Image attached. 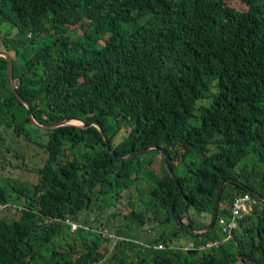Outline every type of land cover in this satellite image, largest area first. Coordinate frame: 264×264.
<instances>
[{
	"label": "trees",
	"instance_id": "obj_1",
	"mask_svg": "<svg viewBox=\"0 0 264 264\" xmlns=\"http://www.w3.org/2000/svg\"><path fill=\"white\" fill-rule=\"evenodd\" d=\"M229 1L0 0V24L13 26L2 41L13 84L33 106L12 92L0 57V158L4 130L48 153L36 182L0 180V264H127L138 243L103 239L92 231L98 221L118 236L172 222L170 241L194 244L173 250L164 234L156 242L165 248L149 250L154 264H264V201L253 194L264 196V173L237 171L249 156L264 162V0H234L243 12ZM86 24L95 31L71 37ZM32 112L45 125L100 122L116 155L97 126L43 129ZM229 178L240 183L226 186L215 230L196 233L190 211L213 217ZM247 194L258 204L235 240L201 250L223 239L220 220ZM12 202L22 204L17 219L1 215Z\"/></svg>",
	"mask_w": 264,
	"mask_h": 264
},
{
	"label": "rangeland",
	"instance_id": "obj_2",
	"mask_svg": "<svg viewBox=\"0 0 264 264\" xmlns=\"http://www.w3.org/2000/svg\"><path fill=\"white\" fill-rule=\"evenodd\" d=\"M228 5L232 8H235L239 11H248V7L241 3L240 1H229ZM84 31L86 32H94L95 28L89 26L86 24L84 28L79 27L77 30L72 31L71 37L72 38H80L84 35ZM13 32V26L7 23L0 24V51H5L4 46L2 45L3 37L6 36L9 33ZM39 44V41L37 42ZM76 124H82V122L78 121H72ZM35 130V129H34ZM8 141L4 143L5 146V157L0 158V160H4L8 164V167L5 169L3 168V165L0 164V180L4 181V179H22L27 182H36L38 180V173L36 172V169L44 164V162L48 159V153L44 147L41 145L31 142L27 139L22 137H17L14 135L13 131L11 130H4L2 133ZM21 153V155H25V158L23 156H17V153ZM153 153H150L148 155H152ZM155 154V153H154ZM23 165L25 168H17V166ZM245 165L248 166L247 173L252 172L253 169H256V172L259 173L258 177L260 179L261 174L264 173V162L259 160V158L255 155L249 156L242 162L239 167L237 168L238 172H241ZM15 166V167H13ZM133 194L131 191L124 194V201H121L118 203L116 210L118 212H121V215H124L128 212V200L129 195ZM90 197V196H89ZM90 205L93 203V199L90 197ZM21 203L12 202V204H9L8 209H4L5 211L8 210V212H1V215H6L10 217V219H17L18 216V208L21 207ZM2 211L3 208H1ZM99 212H92L90 214V219L93 222L94 218L98 217L100 215ZM162 213V214H161ZM98 214V215H97ZM161 218L166 219V214L164 210L160 211ZM101 216V215H100ZM191 218L196 222L199 229L202 227L203 224L210 225L212 223V215H208L206 221H201V216L197 214V212L192 209L190 211ZM102 221L107 220L106 217L100 218ZM188 222V219H187ZM256 222V218L252 219V223ZM92 231L94 234L103 235V234H115L107 231L106 229H100V221L95 222L92 224ZM176 229V225L172 222H168L167 224H160L159 227L151 228L149 226H146L144 228H141V230L133 229L132 232H126L123 233L121 236H119L121 239H125V241H135L138 243V247L135 248V250L131 253H126L127 264H154L152 254L153 252H150L149 250H156L158 249L159 244H157V239H159L162 235H166V239L169 244H172L173 250H176L180 248L182 245H189L191 246L190 238L188 237H181L175 242L170 241L171 233L174 232ZM81 232V230H80ZM116 235V234H115ZM118 236V235H117ZM125 237V238H123ZM103 238V237H102ZM105 239V238H103ZM144 243L145 245H143ZM190 243V244H189ZM115 244V242L113 243ZM152 247V248H148ZM161 250V249H160ZM149 251V252H148ZM201 255H203L201 253ZM177 260V259H176ZM145 261V262H144Z\"/></svg>",
	"mask_w": 264,
	"mask_h": 264
},
{
	"label": "water",
	"instance_id": "obj_3",
	"mask_svg": "<svg viewBox=\"0 0 264 264\" xmlns=\"http://www.w3.org/2000/svg\"><path fill=\"white\" fill-rule=\"evenodd\" d=\"M0 57H4V58H6L7 61H8L7 76H8L9 86H10L12 92L15 94V96L18 97V99H20L23 103H25V104L28 106V108L32 111L33 106L31 105V103L29 102V100L25 99V98H24V97H23V96L17 91L16 87H15L14 84H13V78H12V58H11V56H10L7 52H5V51H0ZM30 117H31L33 123H34L36 126H38V127H40V128H43V129H53V128H56V127H59V126H62V125H66V124H76V123H74V122H72V121L64 120V121H60V122H57V123H54V124H51V125H45V124L40 123V122L36 119V117H35V115H34L33 112L30 114ZM73 121H80V122H82V124H76V125H79V126H84V127H90V126H93V125L97 126V127L101 130V132L103 133L102 136H103V138H104V140H105V143H106L108 149L111 151V153H112L113 155H116V153H115V152L112 150V148H111V144H110L109 138H108V136H107V134H106V131H105V129L103 128V125H102L100 122H98V121H93V122H91V123H85V122H84L83 120H81V119H74ZM151 149H158V147H157V146H153ZM147 151H148V149H145V150H143V151H139V152H136V153H134V154H131V155L128 156V157H119V159H120V160H126V159H129V158L134 157V156H136V155H141V154H143V153H146ZM161 154H162V157H163V160H164V164H165V167H166L168 173H169L170 176L173 178V180L175 181V183L178 184L177 181H176L175 176L173 175V172H172L171 169L168 167L167 157H166V154H165V152H164L163 150L161 151ZM229 182L240 183L239 180H236V179H233V178H229V179H227V180H225V181L223 182V184H222V186H221V188H220V190H219L218 197H217V201H216V209H215L214 214H213L212 223H211L209 226L205 227V228H202V229L197 230L196 233H198V234H205V233H209V232H212V231L215 230V228H216V226H217V224H218V221H219V217H220V207H221V199H222V195H223L224 190H225V188H226V186L228 185ZM253 194H254V195H255L260 201H264V196H263V195H261V194H259V193H257V192H254V191H253ZM90 200H91V199H90V197L88 196V197H87L86 210L89 209V206H90ZM189 206H190V202L187 200V208H186V214H187V215L189 214ZM197 252H198V251H194L193 253H197Z\"/></svg>",
	"mask_w": 264,
	"mask_h": 264
},
{
	"label": "built area",
	"instance_id": "obj_4",
	"mask_svg": "<svg viewBox=\"0 0 264 264\" xmlns=\"http://www.w3.org/2000/svg\"><path fill=\"white\" fill-rule=\"evenodd\" d=\"M258 204V200L252 197L251 194L243 195L236 199L233 207H232V214L228 218H222L221 221V228L223 233V239H218L215 241L209 242L205 245L201 250H214L220 248L222 245L227 244L235 240V232L239 228L240 220L245 219L249 216L255 206ZM79 227L77 223H72V230H75ZM105 239H111L114 242H119L121 238L115 234H103L101 235ZM164 245H159L158 249H164ZM190 250H193L190 247Z\"/></svg>",
	"mask_w": 264,
	"mask_h": 264
},
{
	"label": "crops",
	"instance_id": "obj_5",
	"mask_svg": "<svg viewBox=\"0 0 264 264\" xmlns=\"http://www.w3.org/2000/svg\"><path fill=\"white\" fill-rule=\"evenodd\" d=\"M206 217H208V215H205L203 218H200L201 219V221H206L207 220V218ZM203 226H208V225H205V224H203L202 225V228H203ZM190 247H192L193 248V250H194V244L193 243H191V246ZM197 251V250H196Z\"/></svg>",
	"mask_w": 264,
	"mask_h": 264
},
{
	"label": "bare ground",
	"instance_id": "obj_6",
	"mask_svg": "<svg viewBox=\"0 0 264 264\" xmlns=\"http://www.w3.org/2000/svg\"><path fill=\"white\" fill-rule=\"evenodd\" d=\"M78 122H80V121H78Z\"/></svg>",
	"mask_w": 264,
	"mask_h": 264
}]
</instances>
